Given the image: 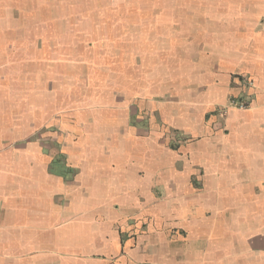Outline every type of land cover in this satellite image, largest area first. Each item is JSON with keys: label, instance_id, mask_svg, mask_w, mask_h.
Listing matches in <instances>:
<instances>
[{"label": "crops", "instance_id": "crops-1", "mask_svg": "<svg viewBox=\"0 0 264 264\" xmlns=\"http://www.w3.org/2000/svg\"><path fill=\"white\" fill-rule=\"evenodd\" d=\"M0 264H264V0H0Z\"/></svg>", "mask_w": 264, "mask_h": 264}, {"label": "rangeland", "instance_id": "rangeland-1", "mask_svg": "<svg viewBox=\"0 0 264 264\" xmlns=\"http://www.w3.org/2000/svg\"><path fill=\"white\" fill-rule=\"evenodd\" d=\"M98 32H101L102 33V31H98Z\"/></svg>", "mask_w": 264, "mask_h": 264}, {"label": "built area", "instance_id": "built-area-1", "mask_svg": "<svg viewBox=\"0 0 264 264\" xmlns=\"http://www.w3.org/2000/svg\"><path fill=\"white\" fill-rule=\"evenodd\" d=\"M242 107H243V105H242Z\"/></svg>", "mask_w": 264, "mask_h": 264}]
</instances>
